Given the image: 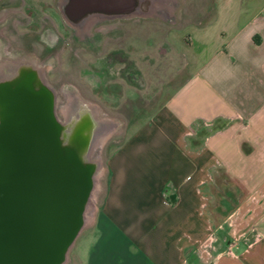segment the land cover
Returning a JSON list of instances; mask_svg holds the SVG:
<instances>
[{
	"label": "crops",
	"instance_id": "crops-1",
	"mask_svg": "<svg viewBox=\"0 0 264 264\" xmlns=\"http://www.w3.org/2000/svg\"><path fill=\"white\" fill-rule=\"evenodd\" d=\"M209 11L189 25L182 80L108 160L103 210L142 264H264V0Z\"/></svg>",
	"mask_w": 264,
	"mask_h": 264
},
{
	"label": "water",
	"instance_id": "water-1",
	"mask_svg": "<svg viewBox=\"0 0 264 264\" xmlns=\"http://www.w3.org/2000/svg\"><path fill=\"white\" fill-rule=\"evenodd\" d=\"M179 2L63 0L61 7L68 25L86 38L109 19L174 22ZM17 72L7 71L0 82V264H66L91 224L104 172L95 151L115 123L86 101L60 119L41 71Z\"/></svg>",
	"mask_w": 264,
	"mask_h": 264
},
{
	"label": "rangeland",
	"instance_id": "rangeland-1",
	"mask_svg": "<svg viewBox=\"0 0 264 264\" xmlns=\"http://www.w3.org/2000/svg\"><path fill=\"white\" fill-rule=\"evenodd\" d=\"M211 4L212 0H180L174 22L159 18H138L139 21L129 22L128 26L112 24L103 33L100 53L81 54L80 50L76 52L80 56L75 55V58L69 63L64 62L58 70L55 69L57 64L53 65L54 70L48 76L60 94V102L64 97H72L75 100L73 105L77 106L80 102H76L78 97L75 93H79L91 99L100 118L115 123L112 136L104 146L95 151V156L103 162L104 172L91 211V224L77 238L66 264H75L78 257L82 260L81 264H142V257L135 255L129 237L103 210L111 173L108 160L135 130L140 129L156 113L171 93L174 80H182L186 67L184 49L190 40L189 25L205 21L210 14ZM118 43L124 48L128 60H132L140 69L143 79L139 83H133L119 77L117 80L120 86L115 90L112 85L108 88L103 83L101 74L117 72L120 64L96 70L94 63L106 65V57L103 55L120 46ZM90 61L91 74L85 70L90 66ZM22 70H38V65L31 60L23 65ZM7 71L15 74L19 70H0V82L6 79ZM59 110L63 111V108L60 106ZM224 141L230 144V141ZM234 167L229 173L243 174V170L237 169L239 165ZM165 204L169 205L168 199ZM229 231L227 228L221 229V240L224 242L230 238Z\"/></svg>",
	"mask_w": 264,
	"mask_h": 264
},
{
	"label": "flooded vegetation",
	"instance_id": "flooded-vegetation-1",
	"mask_svg": "<svg viewBox=\"0 0 264 264\" xmlns=\"http://www.w3.org/2000/svg\"><path fill=\"white\" fill-rule=\"evenodd\" d=\"M63 0H0V70H22L27 62L34 60L47 83L56 94L57 115L60 119L67 118L66 110L75 102L72 97H64L60 102V94L49 81V74L55 69L69 63L75 58L77 51L91 55L100 53L103 44V33L112 24L128 26L129 22L140 19L115 18L97 24L86 38L68 25L62 12ZM123 38V36H120ZM120 46L105 53L106 65L94 63L96 70H104L120 64L117 72L101 74L103 83L117 90L118 78L139 83L143 78L140 69L132 60H128L121 43ZM105 69V70H106ZM91 74V61L87 69ZM74 93V92H73ZM76 102H91L79 93ZM61 104V105H60ZM63 108L59 110V108ZM59 107V108H58ZM232 189V190H231ZM237 187L226 189V196H219V210L224 213L232 207L231 197ZM221 196V197H220ZM226 198V199H225ZM230 199V200H228ZM228 201V202H227ZM226 207V210L224 209Z\"/></svg>",
	"mask_w": 264,
	"mask_h": 264
},
{
	"label": "built area",
	"instance_id": "built-area-1",
	"mask_svg": "<svg viewBox=\"0 0 264 264\" xmlns=\"http://www.w3.org/2000/svg\"><path fill=\"white\" fill-rule=\"evenodd\" d=\"M264 240V235L259 231L252 230V243H258Z\"/></svg>",
	"mask_w": 264,
	"mask_h": 264
}]
</instances>
